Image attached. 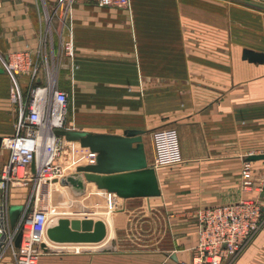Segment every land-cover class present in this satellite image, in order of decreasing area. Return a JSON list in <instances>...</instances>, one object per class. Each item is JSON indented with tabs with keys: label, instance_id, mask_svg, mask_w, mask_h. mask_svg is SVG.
Listing matches in <instances>:
<instances>
[{
	"label": "crops",
	"instance_id": "1",
	"mask_svg": "<svg viewBox=\"0 0 264 264\" xmlns=\"http://www.w3.org/2000/svg\"><path fill=\"white\" fill-rule=\"evenodd\" d=\"M244 49L264 52V0H129L128 7L72 0L65 12L57 0H0V103L13 99L4 63L27 52L37 72L18 73L26 101L36 89L41 100L46 90L66 93L73 81L62 130H141L152 168V132H177L182 162L155 169L161 196L117 199L111 217L98 218L110 219L112 251L85 249L81 262L190 264L195 212L244 199L264 207V160L251 162L255 190L241 185L248 157L264 155V63L243 59ZM3 106L0 114L10 111ZM1 120L0 131L13 135L14 122ZM65 149L85 153L78 142ZM20 193L11 205L22 204ZM45 240L51 245L46 233ZM49 245L40 262L57 254ZM234 264H264V229Z\"/></svg>",
	"mask_w": 264,
	"mask_h": 264
},
{
	"label": "built area",
	"instance_id": "2",
	"mask_svg": "<svg viewBox=\"0 0 264 264\" xmlns=\"http://www.w3.org/2000/svg\"><path fill=\"white\" fill-rule=\"evenodd\" d=\"M72 0H57L65 12ZM100 6L128 7L129 0H97ZM71 54V44L64 42ZM4 69L13 78L28 70L31 76L37 72L27 52H16L4 63ZM38 90L22 105L19 103L14 134L1 138V148L6 151V161L0 167V264H39L48 214L37 210L32 200L37 197L43 184L59 181L76 171L78 167L94 165V153L85 149L84 156L75 155L69 161H61L66 153V141L56 136L55 130L63 129L67 94L61 90L45 92L40 99ZM51 95L54 106L51 105ZM55 117L60 123L53 122ZM153 168L177 166L182 162L177 132L172 128L157 129L151 134ZM68 155V154H67ZM73 155V154H72ZM67 158V156H66ZM244 192L254 188L251 162H245L241 171ZM30 189V195L13 227L9 221L11 200L18 192ZM258 191V190H257ZM109 210L114 209L116 198L104 193ZM197 220L196 246L191 251L190 264H234L250 247L264 229V207L258 201L244 199L236 203L195 212ZM20 233L19 246L15 239Z\"/></svg>",
	"mask_w": 264,
	"mask_h": 264
},
{
	"label": "water",
	"instance_id": "3",
	"mask_svg": "<svg viewBox=\"0 0 264 264\" xmlns=\"http://www.w3.org/2000/svg\"><path fill=\"white\" fill-rule=\"evenodd\" d=\"M243 59L253 63H264V52L244 49ZM3 69L0 68V73ZM143 131L125 130L121 136L115 134H98L78 130H55L54 134L63 137L66 142H78L80 147L94 153L95 164L81 166L57 183L67 188L74 197L84 195L87 184H93L97 191L112 195L116 199L155 198L161 196L155 169L146 163L142 143ZM1 148V137H0ZM264 160V155H251L249 162ZM22 207L12 205L9 208V221L14 226ZM105 225L101 221L89 219H60L57 225L46 231V237L55 244H89L98 243L105 237ZM21 235L15 239L19 246ZM113 240L96 251H112ZM44 252L50 248L46 243L41 245ZM55 248L53 247L52 250ZM175 260V256H171Z\"/></svg>",
	"mask_w": 264,
	"mask_h": 264
},
{
	"label": "rangeland",
	"instance_id": "4",
	"mask_svg": "<svg viewBox=\"0 0 264 264\" xmlns=\"http://www.w3.org/2000/svg\"><path fill=\"white\" fill-rule=\"evenodd\" d=\"M53 65L56 66V63H53ZM17 76L18 75H16L13 78L10 74L7 73L9 86H11L13 90V93L11 95L13 99L10 100L6 98L4 99L5 102L3 101L0 103V104H4L3 106L4 108L10 109V111L4 110L3 111L4 114H0V117H2L3 119L1 120L3 125H6L4 121L11 120V122H14V126H15L17 122L19 103L24 105L27 102L24 95H22L23 92L20 89ZM66 86L67 87L65 92L68 94V102H70L72 99V94H70V90H73V81H69V82L66 81ZM13 109L14 111L16 110V113L13 111ZM6 117H9V119ZM9 126L12 127L11 124ZM11 131L12 129L0 131V132H3L5 134L3 136L8 137L10 136ZM76 154L78 153L74 151H72V153L70 152V154L66 152L63 154L61 161L64 160L69 161V158H66V156L67 157L70 156L71 159H73ZM4 157H6L5 151L0 150V159L3 160ZM30 191H31L30 189L24 190V196H22V198L20 193L18 201L24 204V202H26L25 199L26 196L28 195L29 197L30 195ZM80 197H74L67 188H61L58 184H56L53 187L52 185L46 186L44 187V190L42 185L37 197H35L32 200V205H35L37 210L46 212L48 214V223H49L48 228L57 225V222L60 219H65L70 221V220H81V218L83 220L87 218L95 222L98 221L99 214H102L103 216H107L108 214L109 217H111L112 213L115 211V208L112 210L108 209L105 198L102 199L100 194L96 193V191L92 189L91 186H88L84 195ZM82 207L84 210L83 212L81 210ZM136 230L138 231L139 229ZM112 240H114V238ZM120 243L121 242H119L118 244ZM133 244L136 246L144 244L145 247H142L143 249L151 250L155 248L154 241L136 242L134 240ZM68 245L69 246L61 245L62 248L60 249H57L56 247L53 251L57 252V254L50 256L51 258L50 260L45 259L43 260L45 262H40L39 264H88V261L86 262L80 261L81 258L83 257L80 256V254L81 252L85 251V249L76 248L72 244H68ZM142 248L141 250H143ZM93 252H96V250H93Z\"/></svg>",
	"mask_w": 264,
	"mask_h": 264
},
{
	"label": "bare ground",
	"instance_id": "5",
	"mask_svg": "<svg viewBox=\"0 0 264 264\" xmlns=\"http://www.w3.org/2000/svg\"><path fill=\"white\" fill-rule=\"evenodd\" d=\"M53 122L54 123L57 122V124H59L60 123V119H57V117H55ZM100 221L103 222L104 225H105L106 233H105L104 239H102L98 243H89V244L85 243V244H72V245H74V247L79 248V249H93V250L102 249V248L106 247L110 243V241H112V239H113V234H112V231H111V228H110V219L107 218V219H103V220H100ZM50 244L51 245H49V244H47V245L52 246L54 248L58 247V245H64V246L67 245V246H69L68 244H55V243H50Z\"/></svg>",
	"mask_w": 264,
	"mask_h": 264
}]
</instances>
